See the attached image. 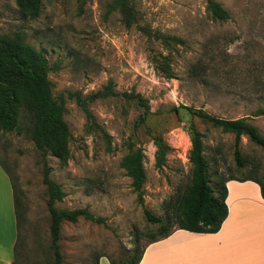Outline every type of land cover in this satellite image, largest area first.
I'll list each match as a JSON object with an SVG mask.
<instances>
[{
  "label": "rangeland",
  "instance_id": "374dc122",
  "mask_svg": "<svg viewBox=\"0 0 264 264\" xmlns=\"http://www.w3.org/2000/svg\"><path fill=\"white\" fill-rule=\"evenodd\" d=\"M110 1L39 0V14L30 19L15 0H0V35L20 34L42 55L51 95L62 102L67 157L63 164L44 157L64 193L55 207L85 208L101 219L60 224L61 264H96L100 256L117 262L134 236L139 248L146 244L142 234L156 226L143 211L165 218L190 184L189 124L201 135L211 188L221 179L258 178L264 165L263 150L246 136L235 147L233 134L185 110L245 119L264 138V115H258L264 110V0H213L226 11L225 21L210 17L205 0H133L130 27L107 11ZM106 86L114 94L139 95L145 121L138 122L142 107L135 100L108 95L85 101ZM26 128L0 130V165L14 183L21 213L14 264H51L41 155ZM156 137L167 147L159 165ZM134 153L143 172L140 200L122 167ZM169 224L175 226L172 217Z\"/></svg>",
  "mask_w": 264,
  "mask_h": 264
},
{
  "label": "trees",
  "instance_id": "16d2710c",
  "mask_svg": "<svg viewBox=\"0 0 264 264\" xmlns=\"http://www.w3.org/2000/svg\"><path fill=\"white\" fill-rule=\"evenodd\" d=\"M132 1L111 0L107 6V11L118 12L124 26L130 27L133 23ZM205 1L206 10L213 20L225 21L228 19L226 11L218 3L213 0ZM15 4L24 17L34 19L39 14V0H15ZM170 40L178 44L181 43L176 38H170ZM47 72L46 60L39 52L26 44L20 34L0 35V130L7 133L27 127L26 130L33 146L41 155V183L45 188V206L48 214V249L51 253V264H61L62 257L58 246L60 224L62 222L75 223L79 218L101 223V219L94 218L85 208L66 210L55 207V203L64 197V193L50 179V168L44 157L49 155L63 164L67 157L68 134L62 119V102L58 101L60 99L52 97ZM190 74L195 77L197 73L195 69H192ZM108 95H118L125 100H135L142 107L138 122L142 124L145 121L148 113L142 105L141 97L137 94L126 92L114 94L106 86L102 91L89 95L85 101L103 99ZM84 102L80 101V104ZM185 110L201 122L233 134L235 147L239 138L246 136L251 143L264 152V138L254 126L246 123L245 119L225 120L211 116L202 110L191 108H185ZM258 115H264V110L259 111ZM23 120L27 121L26 125H23ZM187 133L190 143L187 159L191 167L189 186L175 198L172 207H170L173 208L172 212L165 218L152 216L144 210V218L148 223L156 226L155 232L142 234L146 238V244L141 248L136 245L138 237L134 236V246L130 250L124 251L117 262L107 258L109 264H138L147 244L167 237L176 229L192 233L212 234L217 232L227 213L224 200L226 196L225 182L228 180L255 182L258 185L260 197L264 200V165L258 178L246 176L236 179H221L216 183L215 188H211L208 185L206 164L202 156L201 135L192 124L187 126ZM154 146L156 147V165H159L162 154L167 150V147L158 137L154 138ZM234 159L238 168H241L243 162L237 149L234 150ZM0 167L7 175L12 190L17 239L18 221L21 218L18 197L8 171L4 166L0 165ZM122 167L131 179V186L140 200V187L143 180L140 154L134 153L128 156ZM166 207V210H169L168 205ZM171 217L175 226L169 224ZM15 247L16 240L14 252Z\"/></svg>",
  "mask_w": 264,
  "mask_h": 264
},
{
  "label": "crops",
  "instance_id": "0c3cea01",
  "mask_svg": "<svg viewBox=\"0 0 264 264\" xmlns=\"http://www.w3.org/2000/svg\"><path fill=\"white\" fill-rule=\"evenodd\" d=\"M226 217L217 232L176 229L147 244L138 264H264V200L253 181L225 182ZM0 264H14L16 240L12 190L0 167ZM96 264H109L100 256Z\"/></svg>",
  "mask_w": 264,
  "mask_h": 264
}]
</instances>
